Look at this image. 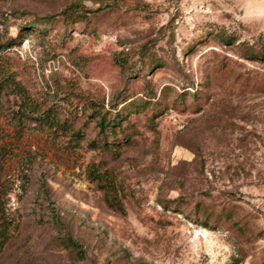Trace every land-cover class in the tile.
<instances>
[{
    "label": "rangeland",
    "instance_id": "rangeland-1",
    "mask_svg": "<svg viewBox=\"0 0 264 264\" xmlns=\"http://www.w3.org/2000/svg\"><path fill=\"white\" fill-rule=\"evenodd\" d=\"M3 81L0 264H264V0H0Z\"/></svg>",
    "mask_w": 264,
    "mask_h": 264
},
{
    "label": "trees",
    "instance_id": "trees-1",
    "mask_svg": "<svg viewBox=\"0 0 264 264\" xmlns=\"http://www.w3.org/2000/svg\"><path fill=\"white\" fill-rule=\"evenodd\" d=\"M7 87H10V82L3 81L2 85L0 84V93L3 92ZM11 90H12L11 92H14V94H16L17 96H19L21 98L25 96V89L22 86L18 85V84H15ZM21 106L24 109H22ZM19 108H20V112L18 113V115L20 117L19 119L24 117L26 114H32V113L36 112V110H30L29 108L28 109L26 108L27 109L26 110L25 109V104L24 105H20ZM115 125L116 124H115L114 120H109L108 125H107V123H105L104 119H101L100 122H99L100 130L104 126L114 127ZM6 240H7V229L5 228L4 223H1L0 224V247L5 244Z\"/></svg>",
    "mask_w": 264,
    "mask_h": 264
}]
</instances>
